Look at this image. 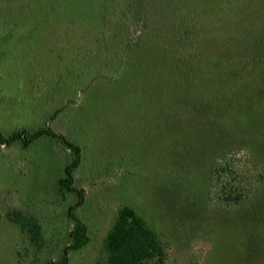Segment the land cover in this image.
<instances>
[{
  "label": "rangeland",
  "instance_id": "obj_1",
  "mask_svg": "<svg viewBox=\"0 0 264 264\" xmlns=\"http://www.w3.org/2000/svg\"><path fill=\"white\" fill-rule=\"evenodd\" d=\"M1 1L0 132L47 122L80 148V162L75 192L62 196L58 181L72 156L60 142L0 147V264H20L17 248L24 264L33 260L27 237L6 220L10 210L41 226L45 244L35 264L59 261L78 192L73 215L87 243L65 264L103 260V239L125 206L166 241L165 264H264V0H200L215 28L200 47L196 85L160 76L139 88V105L136 63L92 83L95 60L75 49L80 29L37 27L29 39L26 26L12 25L9 0ZM223 154L258 180L237 205L217 206V188L207 186L208 168Z\"/></svg>",
  "mask_w": 264,
  "mask_h": 264
},
{
  "label": "trees",
  "instance_id": "obj_2",
  "mask_svg": "<svg viewBox=\"0 0 264 264\" xmlns=\"http://www.w3.org/2000/svg\"><path fill=\"white\" fill-rule=\"evenodd\" d=\"M9 7L12 25L26 26L29 39L36 38L37 27L75 26L80 29L78 39L83 42L75 49L83 59L95 60L91 64L92 83L104 79L107 71L114 77L129 71L136 63V105L140 104L139 88L147 91L156 85L160 76L174 77L185 89L194 87L199 64L205 61L199 59L200 47L207 37L206 32H214L215 28L208 17L212 16V10L205 8L200 0H9ZM73 53L71 59L77 54L74 49ZM61 111L54 110L49 121L56 120ZM41 137L60 142L71 154L72 159L64 168L58 185L62 196L75 192L73 172L80 162V148L51 127L47 128V122L37 129L21 127L8 135L0 132V147L27 148ZM245 177L243 166L229 155L223 154L211 162L206 181L207 186L217 188L214 192L216 205L240 204L243 192L248 190L246 187L258 183V180ZM81 204L78 192L76 203L67 209L72 222L68 243L61 254L56 252L60 259L53 264H65L69 253L79 251L87 243L85 225L73 215ZM6 220L27 237V251L35 264L45 244L39 222L30 214L23 216L17 210L7 212ZM166 244L137 211L125 206L118 210L103 239L104 259L94 264H165ZM17 249L14 257L24 264L23 248ZM48 259L43 264L51 258Z\"/></svg>",
  "mask_w": 264,
  "mask_h": 264
}]
</instances>
